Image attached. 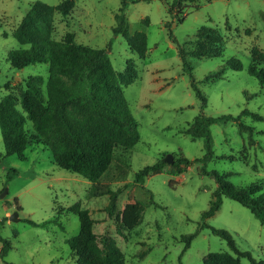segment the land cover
Listing matches in <instances>:
<instances>
[{
  "label": "rangeland",
  "instance_id": "1",
  "mask_svg": "<svg viewBox=\"0 0 264 264\" xmlns=\"http://www.w3.org/2000/svg\"><path fill=\"white\" fill-rule=\"evenodd\" d=\"M62 1L0 0V108H6L11 96L14 117L28 136L24 160L7 156L0 127V236L11 242L0 264H77V256L67 244L81 229L78 214L70 211L75 205L87 210L94 220L96 239L87 244L90 252L99 255L102 238L109 236L125 255L126 264H204L210 253L237 255L227 240L210 228L201 230L185 249L183 237L204 223L228 231L239 251L264 261V227L248 208L223 197L219 211L203 220L217 182L201 172L203 164L198 160L205 154L203 139L184 133L201 114L238 117L248 110L251 114L241 115L240 121L211 126L215 157L206 169L231 173L227 180L235 186L264 183V85L249 73L253 62L264 68V0L187 1L176 5L175 16L169 13L175 0H127L124 24L135 43H146L143 59L122 35L113 32L120 22L117 16L121 15L122 0H74L69 16L54 13L53 40L69 39V33H75L76 43L107 50L117 73L125 71L129 60L137 66L138 78L124 87V98L139 123L140 140L130 149L115 150L110 168L123 167L127 175L116 180L104 175L96 183L55 164L50 147L26 109V105L32 107L39 116L45 105L35 100L28 81L41 76L37 83L47 100L50 64L18 69L10 61L13 51L32 47L16 38L32 5L43 2L55 8ZM29 26L35 37L36 30L48 31L38 19ZM204 27L217 31L222 56L196 58L190 54L197 47L198 31ZM180 48L186 52L192 76L184 69ZM233 57L241 60L242 70L227 68L222 78L205 81ZM194 80L207 99L204 109L192 87ZM4 118L9 123L13 120L5 113ZM241 124L247 128L242 129ZM168 155H173L174 162H166L162 173L148 177L144 184L135 182L138 171ZM183 157L191 163L180 172L174 164ZM11 170L16 174L8 178ZM108 188L118 193L114 215L107 211L109 195H93ZM15 212L19 213L18 222L10 220ZM27 219L49 223L34 226ZM241 264L251 262L241 257Z\"/></svg>",
  "mask_w": 264,
  "mask_h": 264
},
{
  "label": "trees",
  "instance_id": "2",
  "mask_svg": "<svg viewBox=\"0 0 264 264\" xmlns=\"http://www.w3.org/2000/svg\"><path fill=\"white\" fill-rule=\"evenodd\" d=\"M187 1L196 0H175L169 8V13L175 16L173 12L176 5ZM128 4L127 0H122L121 15L117 16L120 22L113 32L115 35H122L130 49L143 59L147 48L146 43L143 45L135 43L124 24L123 14ZM74 6V0H63L55 8L43 2H35L16 32V38L21 44H31L32 47L24 51H13L10 61L13 67L18 69L36 63L50 64L51 75L47 82L49 94L47 100L44 99L37 83L42 80V77L32 76L28 81V88L35 100L45 105H42L39 116L32 107L26 105V109L34 120L39 135L50 147L55 164L92 183H96L104 175L109 180H116L127 175V169L119 166L114 170L110 168L114 161L115 150L119 147L130 149L140 140L139 123L124 98V87L131 85L138 78L137 66L129 60L125 71L117 73L107 50L94 49L76 43L75 33H69V39L53 40L51 33L54 13L58 11L63 17H67ZM36 19L42 21L48 28L45 33L36 30L37 38L29 30V24ZM178 20L182 22L183 18ZM198 34L197 47L190 52L193 57L222 56V49L219 46L220 38L215 29L204 27L198 31ZM179 54L184 60V69L192 76V69L185 60L186 52L180 48ZM227 68L242 70L243 64L238 58H230L225 67L208 74L205 81L222 78ZM249 73L264 85L263 67L253 62L249 67ZM192 87L204 109L207 106V99L195 80L192 82ZM7 100L9 101L6 108H0V127L5 152L7 156L17 155L24 160L22 159L23 151L28 143V136L20 122L14 117L16 111H13V98L9 96ZM4 113L13 119L11 123L5 120ZM245 114L251 113L248 110L241 113V115ZM241 115L238 117L224 115L213 118L201 114L185 129L184 133L194 139H203L205 154L198 160L203 164L201 172L213 176L217 182V190L209 209L203 212V220L206 221L214 216L221 208L223 197H227L248 208L264 227V183L256 182L241 187L235 186L227 180V176L231 173L206 169L207 164L215 157L211 126L218 122L240 121ZM252 115L262 120V117L257 114ZM241 128L247 127L241 124ZM1 161L0 156V163ZM190 163L189 159L183 157L174 165L182 172L184 167L190 166ZM166 164L165 159H160L158 163L144 167L135 174V182L144 184L148 177L162 173ZM15 174L16 171L11 170L8 178ZM93 195H109L107 211L110 215L116 213L118 198L116 191L108 188L105 191H94ZM70 211L78 214L81 225L79 235L67 240L70 249L77 256V264H126L125 255L109 236L102 238V249L99 255L90 252L87 244L96 239L93 230L94 220L91 219L87 210L81 209L78 205L71 207ZM139 215L135 212V217ZM26 221L34 226H45L49 223L47 221L38 224L30 219ZM1 225L3 224L0 222ZM204 228H210L214 234L227 240L228 245L237 253V255L229 252L210 253L204 258V264H241V257H247L251 264H264L262 260H255L251 253L239 251L228 231L216 229L207 223H204L195 233L183 237L185 249L190 247L193 239ZM0 242L2 243L0 257L4 258L11 249V242L1 236Z\"/></svg>",
  "mask_w": 264,
  "mask_h": 264
},
{
  "label": "water",
  "instance_id": "3",
  "mask_svg": "<svg viewBox=\"0 0 264 264\" xmlns=\"http://www.w3.org/2000/svg\"><path fill=\"white\" fill-rule=\"evenodd\" d=\"M165 160H166L167 163H173L174 162V157H173V155H168ZM10 220L11 221H14V222L20 221L19 213L18 212L13 213L10 216Z\"/></svg>",
  "mask_w": 264,
  "mask_h": 264
}]
</instances>
